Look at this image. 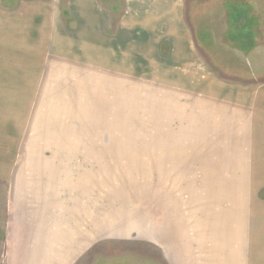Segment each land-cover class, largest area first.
I'll list each match as a JSON object with an SVG mask.
<instances>
[{
  "label": "rangeland",
  "instance_id": "rangeland-1",
  "mask_svg": "<svg viewBox=\"0 0 264 264\" xmlns=\"http://www.w3.org/2000/svg\"><path fill=\"white\" fill-rule=\"evenodd\" d=\"M53 1L0 0V264L12 258L6 246L40 244L23 236L37 215L56 233L47 245L62 246L58 232L70 230L76 264L207 260L212 235L253 225L262 259L264 151L256 141L249 157L240 140L236 172L230 110L205 102L248 116L245 102L256 101L264 134V0H169V12L165 0H96L106 19L95 36L74 19L73 0H60L53 17L70 34L56 36L47 17L41 37L20 13ZM210 129L197 152L171 146ZM233 195L243 214L207 219Z\"/></svg>",
  "mask_w": 264,
  "mask_h": 264
},
{
  "label": "crops",
  "instance_id": "crops-1",
  "mask_svg": "<svg viewBox=\"0 0 264 264\" xmlns=\"http://www.w3.org/2000/svg\"><path fill=\"white\" fill-rule=\"evenodd\" d=\"M60 0H54L52 3H45V4H39V6L43 5V7H39V9L36 8V6H33L32 10H28L27 8H24L23 12L20 13V16L23 17V21L25 22V25H29L30 21H38L39 27L41 26L42 21H46L47 17L50 18V20L54 21L56 24V29H59L56 32V36L59 35L61 38L66 37L64 35H67L66 33L70 34L68 29L65 27L61 26L59 23V19L57 16H54V13L57 15V7L61 5ZM164 8L163 10L165 12H169V8L166 4L172 6V11L176 9L174 2L172 3L169 0H165L163 3ZM71 11L74 14L75 18L77 20H83L85 23L91 22V30L95 31L94 33L90 34V30L88 29L89 35L95 36V33L97 30H101L104 26L102 25L105 22L106 16L103 12V10L99 7V4L96 0H73L70 4ZM175 7V8H174ZM101 9V14L99 10ZM25 11V12H24ZM131 8H127L125 12H130ZM99 13V14H98ZM179 24H181V21H179ZM181 26H183L181 24ZM86 26L79 27L81 30L85 28ZM179 27V26H178ZM78 28V29H79ZM88 28V26H87ZM87 28L83 29L82 31L87 32ZM181 28V27H179ZM43 29V28H42ZM41 31V27L39 29ZM76 36V34H74ZM41 37H46L41 31ZM44 41L41 40L40 43H43ZM57 43L60 42L59 40L56 41ZM65 42L62 40L61 45H63ZM188 45H181L182 47V56L184 57L187 55L189 52L190 56V45L192 44V40L190 39L189 36V41L186 42ZM18 75V74H17ZM7 76L14 77L15 76V70L10 71ZM256 101H251L248 100L244 104V109L248 111V116L244 113V111L239 110L238 108L235 107L234 102H219V101H214V100H208L205 102L206 109L208 111H213V110H219L223 109L225 110H230L229 114H226L227 119L230 121L231 129L233 133L231 132L232 136L236 134V137L234 138L231 144L230 152H231V161L232 158L234 157V150L236 149V154L238 153V150L243 147L244 144H239L240 140L241 141H246L247 142V152L250 156L254 157V151H255V142L258 141L260 144L261 148L264 151V144L261 142H264V134L263 130L260 127V117L258 116V112L256 111ZM261 108H264L262 105ZM205 110L206 113V118H208L210 121L213 122V115L212 113L208 112ZM257 112V113H255ZM174 113H171L173 115ZM181 117H185L183 115V112L180 113ZM196 115L193 114H188L187 117H195ZM182 117V118H183ZM213 124H211L212 126ZM263 127V126H262ZM213 129H210L209 132L203 135H197V136H191V138H183L181 136L175 137L174 138V143H171V146L173 145L174 147H182L183 144H188L193 146V152H197V145L202 141V139L212 133ZM240 131V132H239ZM168 140V139H167ZM235 147V148H234ZM240 151V150H239ZM218 152V151H217ZM214 152H211L214 154H217ZM226 151L225 153H227ZM224 153V151H223ZM247 157V161L248 158ZM264 157V154L263 156ZM236 158V160H235ZM233 158L234 163L232 165L236 166V172H238V166L244 161L245 159L243 158L242 150L240 151V155L236 156ZM227 162V159L224 161ZM254 160L251 161L250 167L254 166ZM235 193V192H234ZM233 194V193H232ZM236 194H239V191H236ZM243 194V192H242ZM245 195V193H244ZM236 197V196H235ZM250 197V195H249ZM248 197V199H249ZM234 198V195H233ZM221 202V201H220ZM248 205L250 206L251 202V210L252 213H256V210H254V207H256V203L254 201V198H251L247 201ZM258 202V201H257ZM214 204H219L218 202L210 203ZM261 205L264 209V204L259 203L257 206ZM246 208L245 213L250 210V207ZM216 212V213H215ZM244 212L240 210L238 202L235 201H230V206L229 208L223 210L219 209V211H210L209 216L207 219H219L220 217H224L227 219L234 220L238 218L239 214H243ZM252 214V215H253ZM33 215V213H32ZM34 224L30 226V230H28V233H24L23 236H31L34 238L39 239V245L38 244H15L13 246H6L5 251L7 254H13L12 258L10 259L7 256V260L4 264H76L78 263V259L80 256L77 254L80 253V250L78 249V246L74 247L73 245H68L64 244L65 242L63 241V238H67V242L70 241L68 239L71 237L70 235V230L68 229L67 232H65V235L63 233L58 232V235L60 239H62V246L56 247V244L54 245H47V241L49 238H54L56 240L55 235L56 233H53L52 235L46 233V226H44L43 222H41L42 217L41 215H37ZM252 221V220H251ZM246 222V218H243V223ZM232 224V223H231ZM237 230H229L222 236H220V233L215 234V236H211V241H213V245L210 246L212 255L209 259L207 260H195V261H190V260H180L176 262H165V264H264V257L262 259L257 258L256 259V253L259 252L260 250L256 247V240H255V234H254V225L252 228H247V230H243V227L235 226ZM223 232V231H222ZM63 236V237H62ZM221 237V240L219 238ZM47 238V241H46ZM57 241V240H56ZM42 243V244H41ZM83 250V248H80ZM264 252V249L262 250ZM78 256V258H77ZM158 264V263H156Z\"/></svg>",
  "mask_w": 264,
  "mask_h": 264
}]
</instances>
